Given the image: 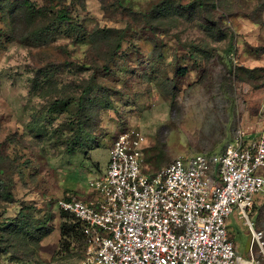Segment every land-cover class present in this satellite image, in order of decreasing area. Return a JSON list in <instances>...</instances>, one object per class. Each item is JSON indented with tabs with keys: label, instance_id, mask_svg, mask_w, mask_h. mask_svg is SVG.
Wrapping results in <instances>:
<instances>
[{
	"label": "rangeland",
	"instance_id": "obj_1",
	"mask_svg": "<svg viewBox=\"0 0 264 264\" xmlns=\"http://www.w3.org/2000/svg\"><path fill=\"white\" fill-rule=\"evenodd\" d=\"M263 129L264 0H0V264H94L62 247L57 201L117 134H139L154 174ZM227 228L248 256L246 220Z\"/></svg>",
	"mask_w": 264,
	"mask_h": 264
},
{
	"label": "built area",
	"instance_id": "obj_2",
	"mask_svg": "<svg viewBox=\"0 0 264 264\" xmlns=\"http://www.w3.org/2000/svg\"><path fill=\"white\" fill-rule=\"evenodd\" d=\"M142 138L116 135L106 169L87 182L96 198L70 195L59 210L81 226L85 253L94 264H264V219L248 212L264 191V129L234 134L217 154L179 157L154 174L143 172ZM250 230L248 256L227 228L233 213ZM264 217V207L262 209Z\"/></svg>",
	"mask_w": 264,
	"mask_h": 264
},
{
	"label": "trees",
	"instance_id": "obj_3",
	"mask_svg": "<svg viewBox=\"0 0 264 264\" xmlns=\"http://www.w3.org/2000/svg\"><path fill=\"white\" fill-rule=\"evenodd\" d=\"M28 15H30L28 13ZM39 32H41V30H39ZM81 101V99H79V102ZM247 138H250V135H245ZM224 150V149H223ZM149 173V172H148ZM152 174V173H150ZM61 211V210H60ZM62 216L66 217L70 220V222H64L61 225L60 228V233H61V245L62 247H66L69 248L70 244H71V239H76L77 243H79V246H81V248H84L85 243H84V238L83 235L81 233V226L79 224V222L75 219L74 216L61 211Z\"/></svg>",
	"mask_w": 264,
	"mask_h": 264
},
{
	"label": "crops",
	"instance_id": "obj_4",
	"mask_svg": "<svg viewBox=\"0 0 264 264\" xmlns=\"http://www.w3.org/2000/svg\"><path fill=\"white\" fill-rule=\"evenodd\" d=\"M101 173V172H100ZM72 192V191H71ZM78 197L81 199V197L85 200V201H90L94 198H96L95 194L92 193L91 191L87 190L85 193H80L78 195Z\"/></svg>",
	"mask_w": 264,
	"mask_h": 264
}]
</instances>
